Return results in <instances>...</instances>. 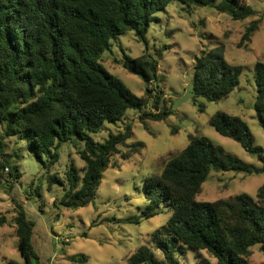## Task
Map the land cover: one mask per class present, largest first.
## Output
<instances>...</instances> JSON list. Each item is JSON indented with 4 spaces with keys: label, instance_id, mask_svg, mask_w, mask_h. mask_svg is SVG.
Listing matches in <instances>:
<instances>
[{
    "label": "trees",
    "instance_id": "16d2710c",
    "mask_svg": "<svg viewBox=\"0 0 264 264\" xmlns=\"http://www.w3.org/2000/svg\"><path fill=\"white\" fill-rule=\"evenodd\" d=\"M173 1L193 8L209 6L234 21L253 16L243 0H0V189H11L20 178L15 164L20 154L16 152L10 162L6 139L24 141L26 150L47 168L58 162L63 144L78 140L84 144L78 151L84 168L79 171L71 164L65 180L54 174L47 183L50 187L66 185L60 205L67 210L87 207L93 201L104 171L113 166L111 158L121 154L119 147L132 136V126L127 124L123 132L109 134L103 142L94 141L90 134L147 104L104 69L101 56L110 49L111 41L129 31L147 47L151 23ZM257 25L253 21L246 27L239 46L250 42ZM167 49H158L156 59L123 54L122 65L150 85L159 80V60ZM242 71L241 66L226 61L223 45L202 51L194 58L191 99L195 103L200 98L207 102L227 99L239 86ZM253 78L255 118L264 131V63L254 65ZM161 98L159 91L155 107ZM198 109L202 113L204 106ZM170 115V109H164L140 119L162 121ZM209 125L256 156L262 166L255 168L241 161L200 133L189 136L186 146L162 163L160 173L147 178L142 189L147 203L141 213L117 221L138 225L163 210L170 213L152 234L155 250L139 246L127 264H179L183 249L205 251L217 264H249L254 247L264 254V185L255 198L240 194L215 202L197 200L212 172L264 173V150L254 145L247 124L237 116L217 112ZM140 147L139 143L132 145L120 158L128 159ZM15 210L22 264H37L31 243L34 223L22 205ZM70 261L88 264L85 255L71 256Z\"/></svg>",
    "mask_w": 264,
    "mask_h": 264
},
{
    "label": "rangeland",
    "instance_id": "374dc122",
    "mask_svg": "<svg viewBox=\"0 0 264 264\" xmlns=\"http://www.w3.org/2000/svg\"><path fill=\"white\" fill-rule=\"evenodd\" d=\"M243 2L253 10V16L234 21L209 6L193 8L173 1L165 11L156 15L158 21L151 23L146 34L147 47L137 40L132 31L111 41L110 49L101 56L102 66L135 96L146 99L147 104L145 108L128 110L121 121L105 123L100 131L90 136L96 142H103L109 134L123 132L130 124L132 136L124 146L119 147V153H126L137 143L141 147L128 159H121L119 154L111 158L113 166L104 171L95 198L87 207L74 210L63 208L60 201L66 185L50 187L47 183L48 176L54 174L65 180L71 164L79 171L84 168L78 155V151L83 149V142L73 140L63 144L58 162L47 168L26 150L24 141L17 138L5 140V153L12 157L9 158L11 163L16 152L20 154L15 162L20 178L11 189H0V264L23 263L17 249L16 205H22L27 218L34 223L31 243L37 264H75L70 261V257L75 255H85L88 264H127L128 258L139 246L155 250L152 234L165 224L169 211L163 210L153 218L142 219L138 225L117 221L141 213L147 203L142 192L147 178L158 175L162 163L170 154L180 152L191 135L200 133L241 161L255 168L262 166L256 156L247 153L233 140L222 137L209 125L210 118L217 112L237 116L247 124L254 145L264 150V131L255 118L256 88L253 78L254 65L264 63V0ZM253 21H258V25L250 42L239 46L246 27ZM220 45L224 46L226 61L243 68L239 86L227 99L219 102H207L200 98L196 103L190 99L176 105L191 84L194 58L202 51ZM163 47L168 49L159 60L158 81L146 85L124 69L123 54L130 58L146 54L156 59V51ZM147 89L152 93L146 94ZM159 91L162 98L156 108L154 101ZM200 105L204 106L202 113L198 109ZM164 109L171 111L167 119H140L143 114ZM262 185L264 173L212 172L197 200L215 202L240 194L255 198ZM155 254L162 258L159 252L155 251ZM178 260L179 264H217L216 259L205 251L187 249L181 250ZM248 261L249 264H264V254L254 247Z\"/></svg>",
    "mask_w": 264,
    "mask_h": 264
},
{
    "label": "water",
    "instance_id": "95a60500",
    "mask_svg": "<svg viewBox=\"0 0 264 264\" xmlns=\"http://www.w3.org/2000/svg\"><path fill=\"white\" fill-rule=\"evenodd\" d=\"M193 96H194V86L190 85V86H188V89H187L185 95L180 97V99L177 101L176 105L181 104L187 100H190Z\"/></svg>",
    "mask_w": 264,
    "mask_h": 264
},
{
    "label": "built area",
    "instance_id": "2783aa9c",
    "mask_svg": "<svg viewBox=\"0 0 264 264\" xmlns=\"http://www.w3.org/2000/svg\"><path fill=\"white\" fill-rule=\"evenodd\" d=\"M4 172H5V173H8V169H7V168H5V169H4Z\"/></svg>",
    "mask_w": 264,
    "mask_h": 264
}]
</instances>
